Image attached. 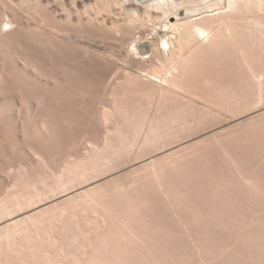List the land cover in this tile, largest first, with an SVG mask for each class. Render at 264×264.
<instances>
[{
	"label": "bare ground",
	"instance_id": "obj_1",
	"mask_svg": "<svg viewBox=\"0 0 264 264\" xmlns=\"http://www.w3.org/2000/svg\"><path fill=\"white\" fill-rule=\"evenodd\" d=\"M261 105L264 0H0V264L197 254L264 113L163 152Z\"/></svg>",
	"mask_w": 264,
	"mask_h": 264
},
{
	"label": "rangeland",
	"instance_id": "obj_2",
	"mask_svg": "<svg viewBox=\"0 0 264 264\" xmlns=\"http://www.w3.org/2000/svg\"><path fill=\"white\" fill-rule=\"evenodd\" d=\"M114 41L116 42L114 39L109 42V44H113V47L111 45H106V47L108 46L109 50L113 48L118 51V42L116 44ZM144 44L145 42L141 43V45ZM257 92V88L247 89V93L251 97L258 96ZM245 93L246 90L243 94ZM262 113H264V105L249 114L225 119L219 124L180 140L176 146L170 147L163 153L183 145H189L192 142H200L206 138L218 136L219 133L221 135L229 133L228 131L231 129L234 130L236 124L244 123L246 117ZM243 125L245 123L240 126ZM241 132L240 134H227L232 139H245L235 140L240 146L249 145L251 147L250 152L241 149L239 170L237 172L226 171L225 176L213 182V186L209 185L205 189L206 192L202 193L206 197H217L222 206L217 211H220L219 214H216L211 220L204 218L195 224L198 227L192 233L195 237L202 239L197 243L200 250L197 249V254H192L194 252L193 242H190L188 237L171 234L172 250L178 253L185 249L191 254L174 255L168 262L162 264H264V133H256L252 138H249V135L246 136L245 129ZM253 150H255V155L251 154ZM200 196L199 199L203 198ZM201 204L205 205V202L201 201ZM213 235L214 239L211 240Z\"/></svg>",
	"mask_w": 264,
	"mask_h": 264
}]
</instances>
